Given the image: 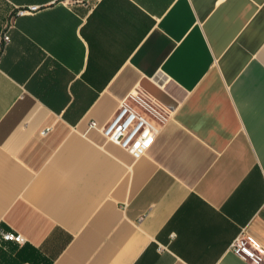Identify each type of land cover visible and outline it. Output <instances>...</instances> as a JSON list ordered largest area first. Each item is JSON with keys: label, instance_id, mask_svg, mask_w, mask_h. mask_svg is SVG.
<instances>
[{"label": "crops", "instance_id": "0c3cea01", "mask_svg": "<svg viewBox=\"0 0 264 264\" xmlns=\"http://www.w3.org/2000/svg\"><path fill=\"white\" fill-rule=\"evenodd\" d=\"M6 30L0 228L24 243L0 264H252L231 245L264 250V0H0ZM147 82L169 113L136 160L90 124Z\"/></svg>", "mask_w": 264, "mask_h": 264}, {"label": "built area", "instance_id": "2783aa9c", "mask_svg": "<svg viewBox=\"0 0 264 264\" xmlns=\"http://www.w3.org/2000/svg\"><path fill=\"white\" fill-rule=\"evenodd\" d=\"M39 11L38 6L15 7L13 18L32 15ZM10 43V36L4 31L0 37V55ZM169 110L144 90L132 92L121 101L113 118L103 126L92 122L90 127L97 129L109 141L125 151L134 159L146 155L157 133L166 122ZM48 129L42 135L48 133ZM0 239L23 244L21 235L5 232L0 228ZM232 252L252 264L264 263V250L253 245L245 236L237 237L232 245Z\"/></svg>", "mask_w": 264, "mask_h": 264}, {"label": "water", "instance_id": "95a60500", "mask_svg": "<svg viewBox=\"0 0 264 264\" xmlns=\"http://www.w3.org/2000/svg\"><path fill=\"white\" fill-rule=\"evenodd\" d=\"M144 91H146L149 95L154 97L158 102H160L162 105L166 106L168 105V97L165 95L160 89H158L153 84L147 82L143 85Z\"/></svg>", "mask_w": 264, "mask_h": 264}]
</instances>
